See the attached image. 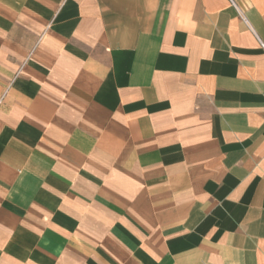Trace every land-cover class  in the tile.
Masks as SVG:
<instances>
[{"label":"crops","instance_id":"1","mask_svg":"<svg viewBox=\"0 0 264 264\" xmlns=\"http://www.w3.org/2000/svg\"><path fill=\"white\" fill-rule=\"evenodd\" d=\"M238 9L0 0V264H264V0Z\"/></svg>","mask_w":264,"mask_h":264},{"label":"built area","instance_id":"2","mask_svg":"<svg viewBox=\"0 0 264 264\" xmlns=\"http://www.w3.org/2000/svg\"><path fill=\"white\" fill-rule=\"evenodd\" d=\"M242 1V0H227V2L229 3V5L234 8L238 13H239V9H238V3ZM244 20V19H243ZM245 21V20H244ZM264 48V47H263Z\"/></svg>","mask_w":264,"mask_h":264}]
</instances>
